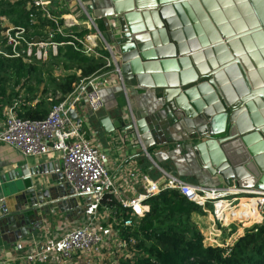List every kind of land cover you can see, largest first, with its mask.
Returning <instances> with one entry per match:
<instances>
[{
	"label": "water",
	"instance_id": "obj_1",
	"mask_svg": "<svg viewBox=\"0 0 264 264\" xmlns=\"http://www.w3.org/2000/svg\"><path fill=\"white\" fill-rule=\"evenodd\" d=\"M82 2L102 20L124 81L158 94L151 120H134L136 131L109 118L103 130L137 132L148 150L174 123L187 134L199 179L264 190V0ZM16 192L30 209L38 200L32 186ZM14 215L31 222L20 209Z\"/></svg>",
	"mask_w": 264,
	"mask_h": 264
},
{
	"label": "built area",
	"instance_id": "obj_2",
	"mask_svg": "<svg viewBox=\"0 0 264 264\" xmlns=\"http://www.w3.org/2000/svg\"><path fill=\"white\" fill-rule=\"evenodd\" d=\"M71 1L74 4L68 9ZM52 2L30 0L27 5V8L35 7L44 18L53 23V28L45 38L29 41L24 36L25 28L7 26L2 31V36L4 46L10 52L7 54L0 48V54L21 57L24 61L32 58L46 61L50 55L57 54L59 46L70 45L84 55L103 58L108 70L80 80L72 92L52 105L44 118H21L11 108L8 109L0 131V146L15 149L24 157H40L60 152L65 186L71 195L90 198L94 213L84 217L76 227L58 238L53 239L45 234L40 246L21 256L19 263L77 264L81 257L88 263L92 257L101 256L109 244L118 239L119 226L138 227L141 217L149 211L148 200L164 190L177 191L203 213L210 214L213 232L205 239L212 244H219L216 242L217 237L220 234L222 236L221 231L226 230L233 221L250 222V226L264 225V190L244 189L233 183L230 186L207 187L185 181L156 163L152 164L158 172V177L154 179L131 160L128 163L132 169V177L125 183L122 182L123 185L119 183L118 177L107 167L108 156L91 132L88 116L80 112L83 106L92 116L104 110L105 103L99 90L109 74L127 97L125 81L118 64L119 56L98 29L95 18L85 10L82 0H68L66 5L63 3L61 9L66 11L59 14L54 13L55 5ZM78 11L84 16L82 23L74 15ZM76 26L78 31L73 32L72 28ZM80 28L89 31L78 34ZM57 36L62 39H57ZM70 108L75 116L70 114ZM129 121L136 131L133 116H130ZM133 139L149 157L137 132ZM114 201L121 207L120 216H115L110 207ZM108 213L112 215V221L105 224L106 220L102 218ZM103 222L104 225L101 226ZM131 256L132 252L123 255L127 258ZM4 261L0 259V264H5Z\"/></svg>",
	"mask_w": 264,
	"mask_h": 264
},
{
	"label": "crops",
	"instance_id": "obj_3",
	"mask_svg": "<svg viewBox=\"0 0 264 264\" xmlns=\"http://www.w3.org/2000/svg\"><path fill=\"white\" fill-rule=\"evenodd\" d=\"M52 1L57 2L58 5L63 2V0ZM64 1L67 3L68 0ZM74 15L77 19L83 18L80 23L84 21L81 11ZM94 20L96 24L98 21L103 24L101 19ZM105 79L99 90L105 103L104 110L92 116L83 106L80 112L88 116L91 132L108 156L107 167L114 176L118 177L121 185L132 177V169L128 163V160H131L135 166L154 179L158 177V172L152 164L156 163L188 182L207 187L224 186L223 183L218 184L197 177L200 171L192 168L186 151L187 134L182 127L174 123H169L162 134L155 136L156 144L151 150H147L149 157L144 154L139 143L129 134L125 135L120 128L105 132L99 124L103 118L118 123L129 122L130 116H133L134 120L144 116L149 122L151 113L157 107L158 97V94L150 91L135 90L126 82L127 97H125L123 89L111 74ZM10 108L7 106L3 109V115L0 116V131L3 129L6 111ZM70 114L75 116L74 111ZM55 152L40 157H24L15 149L0 146V259L5 260V264H20L19 258L38 248L45 234L53 239L58 238L76 227L84 217L94 213L90 198L69 193L62 177L61 154ZM28 186H32L38 198L32 209L29 208L28 203L25 204L22 192H16ZM18 209L31 221L27 226L21 223L24 222L20 221L21 216L14 215ZM13 215L14 224L9 222V218ZM111 218L112 215L108 213L102 219L106 220L105 224H109ZM191 219L198 224L193 217ZM206 223L208 224L207 220ZM103 225L104 222L101 226ZM34 227L36 229H33Z\"/></svg>",
	"mask_w": 264,
	"mask_h": 264
},
{
	"label": "trees",
	"instance_id": "obj_4",
	"mask_svg": "<svg viewBox=\"0 0 264 264\" xmlns=\"http://www.w3.org/2000/svg\"><path fill=\"white\" fill-rule=\"evenodd\" d=\"M28 3L30 0H0V18L24 27L26 39L35 41L42 38L45 27L53 28V23L35 7L27 8ZM65 11L59 9L55 13ZM6 27L0 22V46L8 54L10 50L3 47L1 36ZM97 27L104 31L101 22ZM72 31L77 32V26ZM88 31L80 28L78 34ZM29 61L0 54V116L8 106L21 118H44L52 105L72 92L80 80L108 70L103 58L84 55L70 45L59 46L57 54L46 61ZM59 61L69 72L54 77L51 73ZM148 204L149 211L141 217L138 227L119 226V236L132 256L121 257L118 264H264V225L245 228L230 243L212 244L191 220V213L201 212L200 208L177 191L164 190L150 198ZM110 207L115 216H120L121 207L116 201ZM235 229L236 225H231V232Z\"/></svg>",
	"mask_w": 264,
	"mask_h": 264
},
{
	"label": "rangeland",
	"instance_id": "obj_5",
	"mask_svg": "<svg viewBox=\"0 0 264 264\" xmlns=\"http://www.w3.org/2000/svg\"><path fill=\"white\" fill-rule=\"evenodd\" d=\"M60 6H63V4L60 3V5L55 6V9L53 10L54 13H55V11L58 12V10L61 8ZM72 6H73V1H71L68 4L67 8L69 9ZM55 14H59V13H55ZM77 20H78V22H80L81 20H83V18H79ZM0 22H2V24L4 26H8L9 28L18 27V26H14V25L10 24V22L7 21L5 17H1ZM20 27H22V26H20ZM50 31H51V28L45 27L42 31V34H43L42 38L44 39L45 35L48 34ZM2 33H1V36H2ZM102 34L106 38L105 33L103 31H102ZM2 44L4 47V43H2ZM0 48H1V46H0ZM27 61L30 62L29 60H27ZM58 65L59 66L54 67L55 70L53 73H51L52 76L57 77L58 75H62V74L69 72L68 70L65 71L63 69L62 61H59ZM56 153H58L60 155V152L57 151V152H55V154ZM245 206H247V205H245ZM192 217L199 224V225L198 224H196V225L200 228V231L205 236V238L211 236V233L213 231L211 229L212 222L210 220V214L205 213V212L203 213L202 211L199 213L198 212H192L191 218ZM206 220L208 221V224L206 223ZM231 225H236V229L234 232H231V230H230ZM250 225H251L250 222L249 223H246V222L242 223V222H239V220L233 221V222H231L230 225H228L226 230L221 231V233L224 235V237H222L223 235L221 236V234H220L219 238L217 237L216 242L219 244H223L224 242L226 243L228 241L230 243V242H232V240L235 238L236 235L242 234L244 232L245 228L250 227ZM254 225H258V224H254ZM132 242L133 241H131V243ZM128 250H129V248L127 247L126 242H124V240L122 239L121 236L120 237L118 236V239H115L113 242H111L109 244L108 248L103 251V254L101 256L98 255L96 257H92L91 259H89L88 263H87V261H85L86 259H84V257H81L78 260L77 264H118V261H120L121 257H123V255L126 254V252H129Z\"/></svg>",
	"mask_w": 264,
	"mask_h": 264
},
{
	"label": "bare ground",
	"instance_id": "obj_6",
	"mask_svg": "<svg viewBox=\"0 0 264 264\" xmlns=\"http://www.w3.org/2000/svg\"><path fill=\"white\" fill-rule=\"evenodd\" d=\"M69 111H70V112H73L71 108H70ZM246 199H249V198H243V200H246ZM252 200H253V199H252Z\"/></svg>",
	"mask_w": 264,
	"mask_h": 264
}]
</instances>
